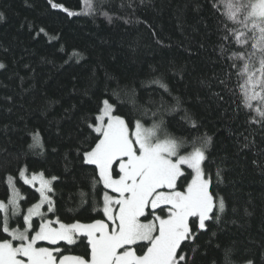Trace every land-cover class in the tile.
Returning <instances> with one entry per match:
<instances>
[{"label": "trees", "instance_id": "1", "mask_svg": "<svg viewBox=\"0 0 264 264\" xmlns=\"http://www.w3.org/2000/svg\"><path fill=\"white\" fill-rule=\"evenodd\" d=\"M52 3L77 15L53 9L49 0H0L4 14L0 63L5 65L0 68V200L9 195L6 175L16 176L18 167L26 163L30 173L60 178L54 182V199L65 222L103 218L96 207L108 190L90 180L94 166L81 167L77 155L90 132L85 120L93 122L117 83L135 89L136 105L121 95L124 103L117 105L115 114L136 111L138 115L152 107L149 101H158L162 91L147 81L163 74L174 95L191 102L199 94L204 100L189 106L202 124L199 132L213 138L204 168L212 177L211 190L226 200V223H211L207 232L198 235L197 264H230L225 259L228 248L234 249L230 260L236 264L249 259L264 264V170L252 163L255 149L238 151L236 133L246 126L243 115H233L232 98L224 94V101L217 104L200 85L202 78L221 73L213 51L218 43L217 19L208 0H144L131 17L133 23L121 19L108 23L102 15L82 14L88 12L87 0ZM120 3L111 0L110 11L126 16ZM197 3L202 5L199 10ZM221 11H226L222 4ZM235 82L233 76L231 85ZM165 119L175 136L197 138L196 130L186 127L179 116ZM146 123L151 126L152 120ZM33 134H38L39 145L30 148ZM255 140L264 147L260 135ZM218 169L223 170L219 183ZM17 187L25 210L38 202L36 187L19 180ZM65 247L66 254L85 250L82 244Z\"/></svg>", "mask_w": 264, "mask_h": 264}, {"label": "snow or ice", "instance_id": "2", "mask_svg": "<svg viewBox=\"0 0 264 264\" xmlns=\"http://www.w3.org/2000/svg\"><path fill=\"white\" fill-rule=\"evenodd\" d=\"M49 3L68 16L77 15L52 0ZM143 3L121 0L118 7L127 10V15L117 16L110 11L111 0H87L88 12L82 14L102 15L108 23L115 19L133 23L131 17ZM221 4L226 11H221ZM207 6L217 19L218 43L213 51L221 73L202 78L201 88L217 104L224 101V94L232 98L233 115H243L246 126L245 131L236 133L238 151L255 149L252 163L264 170V147H258L255 140L257 135L264 140V0H208ZM195 7L199 10L202 5ZM0 68L5 65L0 63ZM178 74L182 78V73ZM233 76L236 82L231 85ZM147 84L162 91L158 101H149L152 107L137 110L138 115L136 111L115 114L117 105L124 103L121 95L134 108L136 105L135 89L117 83L112 95L103 99L93 122L85 120L90 132L77 155L81 167L94 166L90 180L109 190L102 194V205L97 202L96 211L103 218L65 222L57 214L54 199L57 176L49 179L44 172L30 173L26 163L18 167L16 176L6 175L9 195L0 200V264H197L198 235L207 232L211 223H226V200L211 190L212 177L204 168L213 138L199 132L202 124L189 106L204 100L199 94L191 102L174 95L163 74L153 75ZM217 88L220 90H214ZM176 116L196 130L197 138L183 139L168 130L165 117ZM146 119L152 120L151 126ZM33 141L30 148L39 145L38 134H33ZM222 171L216 172L218 183ZM18 180L39 185L38 202L26 210L21 205ZM85 195L81 192L82 203H86ZM81 244L83 253L66 254L65 246ZM234 255V249H225L230 264H236L230 260ZM244 264L255 261L249 259Z\"/></svg>", "mask_w": 264, "mask_h": 264}, {"label": "rangeland", "instance_id": "3", "mask_svg": "<svg viewBox=\"0 0 264 264\" xmlns=\"http://www.w3.org/2000/svg\"><path fill=\"white\" fill-rule=\"evenodd\" d=\"M39 185L37 184L36 186H34V187H38ZM109 191V190H108ZM109 194H112V193H110L109 192ZM36 219H38V218H36ZM41 243H46V242H41ZM41 246H48V245H41Z\"/></svg>", "mask_w": 264, "mask_h": 264}]
</instances>
